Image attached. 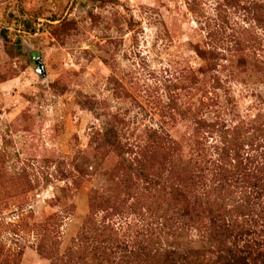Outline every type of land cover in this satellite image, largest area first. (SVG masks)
I'll list each match as a JSON object with an SVG mask.
<instances>
[{"label": "rangeland", "instance_id": "1", "mask_svg": "<svg viewBox=\"0 0 264 264\" xmlns=\"http://www.w3.org/2000/svg\"><path fill=\"white\" fill-rule=\"evenodd\" d=\"M167 133L260 165L264 0H0V264L143 260Z\"/></svg>", "mask_w": 264, "mask_h": 264}, {"label": "trees", "instance_id": "2", "mask_svg": "<svg viewBox=\"0 0 264 264\" xmlns=\"http://www.w3.org/2000/svg\"><path fill=\"white\" fill-rule=\"evenodd\" d=\"M202 125L196 123L198 130ZM197 135L181 145L167 133L162 149L158 137L149 148L150 156H163L160 177L148 179L145 191L164 208L156 220L164 236L143 260L132 256V263L264 264V150L260 165L243 158L240 148L235 161L224 147L212 159ZM110 257L111 249L103 247L99 260L109 264Z\"/></svg>", "mask_w": 264, "mask_h": 264}, {"label": "water", "instance_id": "3", "mask_svg": "<svg viewBox=\"0 0 264 264\" xmlns=\"http://www.w3.org/2000/svg\"><path fill=\"white\" fill-rule=\"evenodd\" d=\"M38 73H40V74H41V68L38 70Z\"/></svg>", "mask_w": 264, "mask_h": 264}]
</instances>
